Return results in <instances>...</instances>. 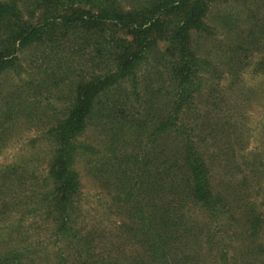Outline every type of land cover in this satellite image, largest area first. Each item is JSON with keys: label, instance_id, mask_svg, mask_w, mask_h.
Wrapping results in <instances>:
<instances>
[{"label": "trees", "instance_id": "1", "mask_svg": "<svg viewBox=\"0 0 264 264\" xmlns=\"http://www.w3.org/2000/svg\"><path fill=\"white\" fill-rule=\"evenodd\" d=\"M212 1L145 0L125 6L119 0H29L22 8L20 0H0V77L20 72L27 52L41 53V82L54 75L51 65L56 68L52 84L25 82L16 88L21 97L25 93L21 104H15L10 91L2 97L0 127L19 111L35 118L27 107L30 90L56 91L54 100L65 104L48 117L50 125L39 135L49 154L42 177L26 163L0 169V215L16 212L21 223L5 232L0 264H34L48 248L54 250V264H264L258 238L264 212L255 213L249 202L243 213L231 212L230 201H241V195L233 200L214 189L210 163L219 152L204 144L201 132L194 131L197 123L191 125L182 113L193 81L204 72L191 36L209 33L204 18ZM157 41L166 42L174 57L173 66H163L171 73L174 97L167 113L148 124L123 106L130 104L128 96L138 98L139 72ZM84 66L92 72L84 73ZM100 120L109 122L114 134L115 128L140 122L137 129L149 130L145 138L150 144L141 160L127 154L120 164L114 158V171L123 174L110 197L115 211L107 210L117 223L106 237L85 218L87 206L74 168L79 139ZM159 139L168 146L157 150ZM147 164L151 169L142 177ZM29 222L46 231V242L38 234L30 241L27 234L23 237L19 229ZM231 226L241 229L230 232ZM14 236L22 242L13 241Z\"/></svg>", "mask_w": 264, "mask_h": 264}, {"label": "rangeland", "instance_id": "2", "mask_svg": "<svg viewBox=\"0 0 264 264\" xmlns=\"http://www.w3.org/2000/svg\"><path fill=\"white\" fill-rule=\"evenodd\" d=\"M28 1L20 0V6L26 8L27 3H30ZM119 1L125 6H135L145 0ZM204 21L209 27V33H195L191 36L192 50L204 61V72L193 81V93L182 113L188 123H197L193 126L194 131L198 134L201 132L204 144L213 146L219 152L218 155L214 153V162L210 163L214 189L217 191L219 188V191L233 200L237 194L241 195V201H230L231 212L243 213L249 202V207L260 214L264 212V0L212 1ZM154 51L147 66L139 72L138 98L128 96L131 102L123 106L136 119L141 120L140 122L145 117L148 124L167 113L174 97L171 94V73L163 68L170 64L173 66L174 57L168 51L167 43L163 41L156 42ZM40 54H23L21 71L7 72L0 77V110L2 97L9 91L15 104L23 102L25 93L21 97V91L16 89L23 83L37 82L38 86L53 83L56 73L54 65H51L54 75L44 76L47 82L40 81L43 78V70H38ZM60 66L62 70H66V67ZM82 71L89 74L92 72L86 66ZM47 72L48 69L45 74ZM32 91L27 94L30 95V101L27 98V107L34 109L35 118L30 119L31 113L28 116L26 111H19L17 116L13 115L8 122L1 124L0 169L26 163L41 178L49 154L40 142L39 135L43 128L50 125L48 117L61 112L65 104L60 103V99L54 100L58 97L55 95L56 91L50 94L43 90ZM22 105L24 106L23 103ZM140 122L135 125L128 122L129 126L123 125L121 130L115 128L114 134V128L109 122L95 121L87 126L79 139L81 145L75 155L74 168L81 183L82 201L87 206L84 208L87 214L84 215L89 224L93 223V226L102 230L105 237L116 222V217L107 210L110 207L112 212L115 211L110 197L116 194L115 183L123 174L114 171V160L119 159L121 164L127 154L138 156L141 160L143 152L150 145L145 138V133L149 130L143 132L137 129ZM156 145L157 150L168 146L161 139ZM170 146L171 149L173 145L170 143ZM150 165L152 164H147L144 168L142 177H147ZM135 167L141 170V161ZM131 168L133 169L129 163L128 169ZM19 219L16 212L0 215V226H4L0 232V242L7 240L5 232L21 224ZM239 225L241 226V222ZM26 226L23 231L19 229V232L23 237L27 234L30 237L28 241L33 240L31 236L38 234L41 236L40 241L46 242L44 238H48V234L45 230L37 229L30 222ZM240 229L241 227L231 226L229 230L232 232ZM258 229L259 242L264 245V222ZM232 240L230 238V243L235 244V240ZM13 241L22 242L16 236ZM10 244L17 246V243ZM43 247L38 246L35 251H41ZM45 252L47 255L42 254L34 264L55 263L54 250L48 248Z\"/></svg>", "mask_w": 264, "mask_h": 264}]
</instances>
